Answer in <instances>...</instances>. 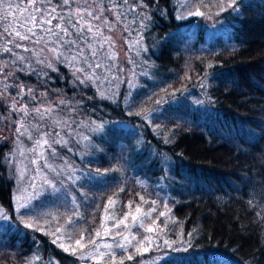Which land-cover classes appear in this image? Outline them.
I'll return each mask as SVG.
<instances>
[{"label":"trees","instance_id":"1","mask_svg":"<svg viewBox=\"0 0 264 264\" xmlns=\"http://www.w3.org/2000/svg\"><path fill=\"white\" fill-rule=\"evenodd\" d=\"M176 1L144 0L148 7L137 9V12L151 17L150 25L141 36L139 34V37L145 35L148 46L146 52H138L142 55L140 60L151 64L150 72L155 75L166 68L178 75L180 73L181 78L174 79L177 76L175 72L173 77L164 80L173 79L174 89L184 84L183 66L187 58L182 46L192 25L187 22L195 19L192 16L188 20H176ZM243 1L238 14L230 17L223 13L219 16L220 20L228 23V29L215 39L217 50L207 55L213 64L207 80L208 109L198 114L194 110L187 113L186 108L176 107L182 117L175 119L168 109L166 120H157L156 123H162L163 126L159 125L162 134L153 136L143 131L148 143L143 142V152L135 155L129 163V167L135 168L140 178H146L150 184H154L160 175L163 177L161 191L168 194L181 238L186 241V250L158 264H264V0ZM183 26L186 27L179 31ZM133 36L138 37V34ZM115 51V61L105 60L104 67L95 70L96 75L111 78L116 84L118 97L115 105L101 98L99 91L104 86L101 79L81 84L73 76V68L66 63L54 62L57 71H53L32 59V67L38 72L43 68L47 76L20 71L8 81L17 85L23 83L65 99L67 106L64 107L87 116L90 123L103 121L105 136L95 139L102 148L98 152V164L111 168L113 173L116 171L113 166L120 165L119 156L114 155L118 152L115 145L124 144L129 149L124 137L114 136L111 132L116 124H108L111 119L116 120L114 116L125 118L119 108L126 96L127 70H130L122 62L116 47ZM4 58H7L6 54L0 57ZM110 64L113 65L111 69L108 68ZM119 68L124 71H118ZM9 70L15 71L13 68ZM189 73L191 81L200 76L197 65L190 67ZM160 74L163 77L167 75ZM77 75L83 79L82 73ZM17 92V87L4 91V85L0 83L1 97H13ZM168 107L164 106L163 110ZM170 117L173 121H169ZM163 122H170L174 128L170 137ZM163 150L166 155L170 154L167 168L163 167L162 161L148 157L153 151L156 157ZM119 153L124 154L120 149ZM89 165L94 169L96 162ZM139 190L137 186L125 183L120 192L122 200H127ZM11 196V181L0 175V208L12 217ZM257 212L262 216L258 217ZM189 233H192L191 237ZM1 235L5 236L6 232ZM3 245L5 250L0 255L9 259L14 251L12 245L7 239ZM43 249L46 255L59 257L61 261L67 259L46 244Z\"/></svg>","mask_w":264,"mask_h":264},{"label":"rangeland","instance_id":"2","mask_svg":"<svg viewBox=\"0 0 264 264\" xmlns=\"http://www.w3.org/2000/svg\"><path fill=\"white\" fill-rule=\"evenodd\" d=\"M243 0H239L242 4ZM179 4L176 1L175 7V19L177 16V10ZM208 11V9H204ZM211 11H218L217 8H212ZM138 13H143L139 11ZM223 13H228V16H234L238 14L233 12L232 9H228ZM221 13V14H223ZM187 16V11H184ZM110 18L111 14H109ZM128 16V31L124 30V23L119 24L116 29L109 33L115 40L116 48L119 51L121 60L124 65L128 66L127 70V91L126 96L121 103L119 108L121 113L125 116L124 119L118 116L116 122L111 119L109 125L112 126L111 132L114 136L124 137L126 139L127 147L125 145H115L118 152H114V155L119 156V163L115 164V172L118 175L114 176L111 168H103L98 162V152L102 149L97 144L95 139H102L105 136L104 122L101 120H94V122H88V117L78 113L73 108L64 107L67 106L65 99L49 94L44 90L35 89L36 101H29L28 98H24L22 103L27 104L29 113L24 116L23 113L11 111L12 98L9 96L1 97L0 95V175H4L7 180L12 183V219L10 222H3V227H0V254L4 249L3 241L7 239L12 245V255L8 258L3 259L0 255V264H26V261L32 260L33 257L39 256L42 261H34L33 264H47L49 258L54 257V264H94L92 260H81L78 255H74L71 252H64L62 248L58 247L60 241L57 244H53L55 236L46 234L48 225L45 221L49 219L45 213H51L52 216H58V221H51V227L54 229L59 225H65L69 217H72L76 223L71 226H66L67 231L71 233L72 244L76 239L80 237L82 231L87 230L90 237H95L97 230L101 231V236L104 235L103 229H101V220L105 218L106 213L104 212V205L108 202L109 197H112L116 203L114 206L109 208V213H114L116 219L122 218L125 213L136 214L135 209L139 205L145 212L149 211L153 205L151 201H156V211L151 213V219L146 220L147 224H150L153 219L159 215V212L164 211L166 215L160 217L158 223L160 227L164 228L165 234L163 239L169 241H178L177 247L181 250L174 251L168 247H162L160 249H149L143 255H134L133 260H125V264H158L162 260L168 257H173L176 253L182 252L187 248L186 241L181 238V230L177 226L176 219L173 217L171 206L169 204V196L167 193L161 191L163 187V177L160 175L154 184H150L146 178H140L141 176L136 172L135 168H130L129 163L139 153L143 152V142L148 143V138L143 135V131H147L150 135H161V124L157 125V120L165 121L166 111L170 109L173 114L171 117L178 118L182 115L178 112L176 107H182L187 109V113H191L193 110L200 114L208 109L206 103V94L208 93L207 80L212 73L213 64L207 55L210 52L217 50L215 39L224 34V30L228 29L227 22H223L219 17L214 19H205L202 17L193 16L195 19H191L187 23H192L188 28V38L183 44V52L186 56V64L183 66V86L174 89L172 87V80L164 81L169 79V76L173 77L175 72L171 69H160L162 73H167L166 76H162L160 73L157 75L152 74L149 63L140 60L141 54L138 52L147 51V40L145 35L142 37V41L138 45H134L131 49L129 44L125 43V37L132 42H135L138 37H132V35L141 34L150 25L149 19H144L143 16L136 15L134 13H127ZM190 19H180L181 21ZM229 19V18H226ZM146 27H141V21ZM178 20V19H176ZM183 26L179 31L184 29ZM200 28V31L197 29ZM131 33V35H129ZM197 65L200 71V76L194 81H191V74L189 69L192 66ZM134 71L142 72L136 74ZM177 76L174 78H181V74L176 72ZM101 83L104 85L100 89V94L103 93L109 103L114 105L117 103V90L116 84L111 78H107L104 75L100 76ZM161 79L163 81H161ZM142 80V81H141ZM131 81V84L129 83ZM163 82V83H162ZM46 92L47 95L41 97L40 93ZM137 94V95H136ZM20 99L19 97H16ZM63 99L65 104H60L59 101ZM115 101V102H114ZM157 101H160L158 104ZM199 101V103H197ZM51 105L54 111L50 116H46L43 120L31 109L35 107H48ZM19 106V105H18ZM168 107L163 110V107ZM151 110L150 118L144 119L143 116L135 115L136 112H148ZM164 112H163V111ZM176 110V111H175ZM11 112V115H10ZM132 113L131 115L129 113ZM169 118V121L171 120ZM132 118V119H131ZM23 119L25 128L28 129V134L20 135L16 132V128L19 126L14 121H20ZM170 122H163L164 127H168L167 136L173 134L174 128L169 124ZM163 127V128H164ZM171 127V128H169ZM23 131V129H22ZM41 132L55 133L59 132L60 136L56 137L62 139L66 143L54 144L52 147L55 148L56 155L53 156L51 150L45 148V155L49 157L48 162L57 169L64 168L65 170L56 176L55 173L49 172L48 175L57 180L63 181L62 193L67 192L68 195L65 197L63 194L58 193L57 197L51 196L41 197L40 199L33 200L31 211L24 217L25 221L35 222L42 226L40 231L34 228H26L23 223L20 222L19 215L14 211L17 202L30 196L33 192L32 188L29 187V180L35 175V169L37 165H33L31 160L35 158V154L30 151L33 148L35 140L39 137ZM29 134L31 138H29ZM86 137V139H85ZM123 143V141H122ZM129 143V144H128ZM130 146V147H129ZM119 149L123 150L124 154L119 153ZM150 150V149H149ZM151 149L150 151H152ZM117 153V154H116ZM154 153V151H153ZM153 153L149 154V159L154 157L163 163V167L167 168V161H169L170 154L166 151H160L156 157ZM106 156V153H104ZM129 154V155H128ZM107 157V156H106ZM65 162L76 170V175L83 174V177L76 183L73 184L68 180V169L65 167ZM94 169H91V163H95ZM100 163V162H99ZM38 164L42 165L43 161H38ZM120 167V168H119ZM97 169L101 173L107 171L106 176L99 177L97 175ZM23 172V177H21ZM160 172V171H159ZM96 177V179L88 178ZM109 177V180L105 178ZM125 183H131L137 186L140 190L127 200H122L120 194ZM78 185H83L79 187ZM156 186V187H154ZM61 187V185H58ZM86 193V195H82ZM75 194L76 204L72 203V196ZM144 197V201H141L140 197ZM131 202V204H130ZM167 205V208H165ZM75 211L80 213L79 217L75 216ZM170 209V211H168ZM38 218V219H37ZM116 219L106 220V225L111 228L116 223ZM162 222V223H161ZM127 223L131 226L132 220L129 215ZM9 224L11 226H9ZM113 234L116 231H120L124 235L129 233L124 230V226L121 225L120 229H113ZM6 232L5 236L1 234ZM140 233L138 238H142L145 234L143 229L133 227L131 228V234L135 235ZM154 235V234H153ZM89 237V238H90ZM120 239V237H116ZM107 242L111 243V238H105ZM181 239L184 243H180ZM44 241V242H43ZM104 241L102 240L101 243ZM156 243H162V240L155 241ZM48 245L57 250V253L61 256H66L67 259L63 261L59 257L53 255H46L43 249V245ZM119 252V250H117ZM130 252L134 249H129ZM17 255H15V254ZM107 264H111V261H107Z\"/></svg>","mask_w":264,"mask_h":264},{"label":"snow or ice","instance_id":"3","mask_svg":"<svg viewBox=\"0 0 264 264\" xmlns=\"http://www.w3.org/2000/svg\"><path fill=\"white\" fill-rule=\"evenodd\" d=\"M177 2L179 8L176 19L178 20L192 16L214 19V17H219L221 13L228 9H232L233 12L237 13L240 9L239 0H177ZM147 7L148 5L144 3V0H0V57L5 56V54L7 57L0 59V76L3 77L0 83H3L4 91L11 87L18 88L16 96L12 98L11 111L23 113L24 116H27L30 110L27 104L22 103V100L24 98H28L29 101L38 99L34 88L23 83L17 85L8 82L9 78L15 77L16 72L20 71H25L26 74L39 75L42 73L47 76V73L43 72V68L38 72L37 69L32 67L30 62L32 59H35L37 64L53 71H57L55 63H66L67 66L73 68V76L81 84L89 80L93 82L99 80L100 77L96 75L95 70L104 67L105 60L115 61L117 59L115 40L109 33L113 32L121 23L125 25L124 30L128 31L127 13L129 12L143 16L144 19H151L146 14L137 12L138 8ZM212 8H217L218 11L213 12L211 11ZM204 9H208V11H204ZM184 11H187V16H185ZM109 14L114 19L110 18ZM141 27H146L143 20L141 21ZM124 39L125 43L129 44L130 49L142 41L139 34L135 42L129 41L126 37ZM105 46H107L106 49ZM21 53H30L31 55L25 56ZM83 66H86V68ZM112 66L110 64L108 68L111 69ZM10 68L15 69V71H10ZM87 69H91V71ZM118 71H124V69L119 68ZM77 73H82L83 79ZM116 79H119V77H116ZM129 83L131 84V81ZM46 95V92L40 93L41 97ZM101 98L107 97L101 93ZM59 103L65 104V101L61 99ZM157 103L159 104L160 101H157ZM31 111L43 120L46 116H50L54 108L49 105L43 108L35 107ZM150 114L151 110L135 113L137 116H143L144 119H149ZM0 119H5V117H0ZM14 123L19 125L16 128L18 134H28L23 119L14 121ZM59 136V132H41L35 140L33 148L30 149L35 154V158L31 160V163L37 165L35 175L29 180V187L32 188L33 192L27 198L17 202L14 209L19 215L20 222L26 228H34L37 231L42 228L35 222H28L24 219L31 211L33 200L45 196L58 198V193L63 194L65 197L68 195L67 192L62 193L63 181L48 175L49 172H53L56 176H59L65 169H57L50 164L48 162L49 157L45 155L44 151L45 148H48L55 156L56 151L52 145L66 143L62 139L56 138ZM29 138H31L30 134ZM38 161H43V164H38ZM65 167L68 169V180L71 183L76 184L83 177V174L76 175V170L67 162H65ZM96 171L99 177H104L108 170L103 173L99 169ZM21 177H23V172H21ZM88 178L96 179V177L90 175ZM58 185H61V187H58ZM78 186L83 187V185ZM82 195H86V193H82ZM140 199L144 201L143 196ZM144 202L147 203V201ZM72 203L75 206V194L72 196ZM115 203L116 201L109 197L108 202L104 205L106 216L101 220L100 225L104 232L103 236H101V231L97 230L95 237H90L87 230H84L73 245L71 233L67 231L66 226L74 225L76 221L69 217L65 225H59L53 229L51 221H58L59 217L52 216L51 213L44 214L49 217L45 221V224L48 225L46 234L55 236L52 241L53 244L60 241L58 247L62 248L64 252L78 255V258L82 261L92 260L94 264H107V261H111V264H125V260L131 261L134 255H143L149 249L168 247L174 251L181 250L177 247L178 241L163 239L164 228L160 227L158 221L160 217L166 215V212H159L156 219H153L150 224L146 223V220L151 219V213L156 211V201H151L153 207L147 212L143 211L138 205L135 209L136 214L125 213L119 219H116L114 213H109V208L114 206ZM249 204H252L251 200ZM165 208H167V205H165ZM73 210L75 216L79 217L80 213L75 211V208ZM129 215H131L132 220L131 226L127 223ZM257 216H262V213L257 212ZM11 219L12 217L3 208H0V221L10 222ZM109 219H116V223L111 228L106 225V220ZM121 225L129 233L128 235H124L120 231L113 234L112 230L120 229ZM9 226L11 225L9 224ZM0 227H3L2 223H0ZM133 227L143 229L145 234L142 235V238H138L141 235L140 233L131 234V228ZM188 235L191 237L192 233ZM106 237H110L112 242H107ZM116 237H120V239ZM102 240L103 243H101ZM157 240H162V243H156ZM180 243L182 244L184 241L181 239ZM187 243L191 246L190 241ZM130 248L134 251L130 252ZM54 259V257L49 258L47 264H54ZM34 261H42V258L35 256L32 260L26 261V264H33Z\"/></svg>","mask_w":264,"mask_h":264}]
</instances>
